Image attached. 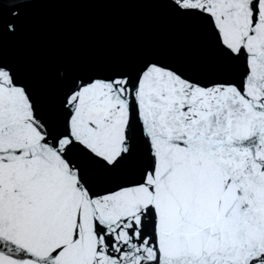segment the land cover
<instances>
[{
  "label": "snow or ice",
  "instance_id": "obj_1",
  "mask_svg": "<svg viewBox=\"0 0 264 264\" xmlns=\"http://www.w3.org/2000/svg\"><path fill=\"white\" fill-rule=\"evenodd\" d=\"M48 5L168 46L11 54ZM0 264H264V0H0Z\"/></svg>",
  "mask_w": 264,
  "mask_h": 264
},
{
  "label": "water",
  "instance_id": "obj_2",
  "mask_svg": "<svg viewBox=\"0 0 264 264\" xmlns=\"http://www.w3.org/2000/svg\"><path fill=\"white\" fill-rule=\"evenodd\" d=\"M161 17L148 10L48 5L35 9L11 54L38 55L41 61L86 63L168 46Z\"/></svg>",
  "mask_w": 264,
  "mask_h": 264
}]
</instances>
